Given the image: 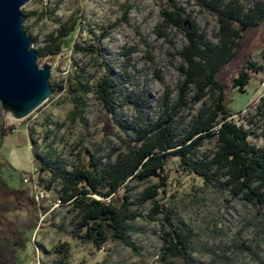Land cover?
I'll return each mask as SVG.
<instances>
[{
  "label": "rangeland",
  "instance_id": "374dc122",
  "mask_svg": "<svg viewBox=\"0 0 264 264\" xmlns=\"http://www.w3.org/2000/svg\"><path fill=\"white\" fill-rule=\"evenodd\" d=\"M177 1L216 41L217 17L195 0ZM167 6L168 0H32L22 7L25 28L38 53L48 35L61 25L76 22L78 28L60 55L48 59L39 53L41 66L53 63L50 83L55 89L47 102L23 119L5 116L0 102V138L8 132L0 151V158L8 164L0 163V176L10 187L26 191L41 209L38 225L25 236V246L18 249L20 264H59L62 255L56 247L61 244L69 248V264H169L160 259L161 234L169 229L167 217L178 218L193 231L191 254L200 263L264 264V222L256 208L228 191L207 185L193 172L177 169L174 162L166 171L165 191L156 198L163 212L156 215L155 203L150 201L141 210L142 216L131 222V241L140 253L121 240H111L98 250L79 243L69 233L73 226L67 207L59 200L61 184L52 181L53 171H61L60 161L71 168L89 149L105 163L109 152L121 150V139L131 136L140 107L152 124L164 112V101L173 102L177 96L182 78L179 51L187 38L176 28L159 27L161 11ZM41 14H45L43 18ZM96 45L100 53L94 55ZM261 52L255 51L254 59L264 65ZM105 72L117 80L120 91L118 102L122 105L116 109L115 120L126 125L114 134L104 131L106 110L96 95V85ZM263 81L264 71L251 79L246 91L233 93L231 107L240 112L236 120L256 116L264 97ZM75 98H81L84 106L77 109ZM130 99L134 105L123 104ZM255 120L258 130L250 140L264 146V122L258 117ZM215 148V139L206 140L196 157L204 159ZM41 166L47 169L42 171ZM161 182L156 177L135 182L130 194L136 199L148 186ZM122 194L123 190L117 194L118 200ZM153 213L155 220L150 217ZM16 216L0 210V231L13 232L10 226ZM18 216L23 222L25 214ZM172 261L170 264H184L180 258Z\"/></svg>",
  "mask_w": 264,
  "mask_h": 264
},
{
  "label": "trees",
  "instance_id": "16d2710c",
  "mask_svg": "<svg viewBox=\"0 0 264 264\" xmlns=\"http://www.w3.org/2000/svg\"><path fill=\"white\" fill-rule=\"evenodd\" d=\"M195 2L217 17L216 41L200 29L193 15L177 0H168V6L161 11L159 27L176 28L187 38L179 51L182 78L173 102L164 101V112L152 124L145 120V110L140 107L131 136L121 139V150L117 154L109 152L105 163L97 152L86 149L71 168L60 161L61 171H53L52 181L59 180L61 184L60 203L67 207L71 217L73 228L69 233L83 245L101 250L109 241L121 240L140 253V248L131 241V222L142 216L141 210L150 201L155 203L156 215L163 212L156 198L165 191L166 171L173 162L177 169L202 177L207 185L228 191L233 198L245 199L264 222V146L250 140L258 130L255 117L264 122V97L257 105L256 116L247 120H236L235 115L240 112L231 107L233 93L246 91L251 79L264 71V65L254 59V52L260 49L264 60V0ZM77 28L76 22L58 27L48 35L46 45L39 49L40 55L48 59L60 55ZM99 53L98 45L94 46L93 54ZM101 68L105 71L104 66ZM117 85L109 72L96 85L97 99L106 110L107 134H114L119 127L126 128L123 122L115 120L116 109L122 105L118 102ZM124 101L123 104H135L131 99ZM75 102L77 109L84 106L81 98H75ZM7 135L6 130L1 135L0 151ZM214 139L215 150L204 159L197 158L196 152L204 142ZM0 163L8 164L2 158ZM46 169L41 166L42 171ZM155 177L162 182L148 186L133 199L130 192L134 183ZM51 187L47 186L49 190ZM122 190L118 200L116 196ZM0 210L17 213L10 226L13 232L0 231V264H20L19 250L25 246L27 233L38 225L41 209L26 191L10 187L0 176ZM22 213L23 222L18 216ZM154 213L150 215L153 220ZM167 219L169 229L161 234L160 259L169 264L175 258L184 264H203L191 254L193 231L178 218ZM243 249L250 250L247 245ZM56 251L62 255L59 264H69V248L61 244Z\"/></svg>",
  "mask_w": 264,
  "mask_h": 264
},
{
  "label": "water",
  "instance_id": "95a60500",
  "mask_svg": "<svg viewBox=\"0 0 264 264\" xmlns=\"http://www.w3.org/2000/svg\"><path fill=\"white\" fill-rule=\"evenodd\" d=\"M32 0H0V102L5 116L23 119L47 102L53 92V63L39 53L25 28L22 7Z\"/></svg>",
  "mask_w": 264,
  "mask_h": 264
},
{
  "label": "built area",
  "instance_id": "2783aa9c",
  "mask_svg": "<svg viewBox=\"0 0 264 264\" xmlns=\"http://www.w3.org/2000/svg\"><path fill=\"white\" fill-rule=\"evenodd\" d=\"M262 85L264 86V81H263Z\"/></svg>",
  "mask_w": 264,
  "mask_h": 264
}]
</instances>
